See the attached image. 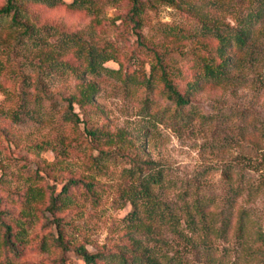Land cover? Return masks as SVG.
<instances>
[{
  "label": "rangeland",
  "instance_id": "obj_1",
  "mask_svg": "<svg viewBox=\"0 0 264 264\" xmlns=\"http://www.w3.org/2000/svg\"><path fill=\"white\" fill-rule=\"evenodd\" d=\"M78 1H23L19 24L0 22V198L19 248L0 232V264H83L80 246L161 264H264V23L236 79L202 85L185 107L160 78L164 66L186 93L217 46L202 25L234 26L255 0H137L134 15V0ZM80 45L104 46L106 69L90 72ZM131 158L165 170L153 188L163 217H126ZM72 179L52 212V187Z\"/></svg>",
  "mask_w": 264,
  "mask_h": 264
},
{
  "label": "trees",
  "instance_id": "obj_2",
  "mask_svg": "<svg viewBox=\"0 0 264 264\" xmlns=\"http://www.w3.org/2000/svg\"><path fill=\"white\" fill-rule=\"evenodd\" d=\"M23 1H31L48 6H53L58 2V0H6L5 4L0 7V22L11 16V23L19 24L17 18L23 12L21 7ZM81 3V1L72 0L70 4L72 6H79ZM137 10H139V3L137 0H134L133 15ZM132 20L135 22V25L138 24V21L133 17ZM262 23H264V0H255L254 5L245 12H241L234 26L218 24L216 22L204 23L201 28L203 34L213 37L217 41L215 54L201 57V63L186 82V93L180 91L177 83L168 76L166 68L163 66L160 78L164 84V93L181 109L190 104L188 95L197 91L202 85H219L235 80L236 77H233L230 72L242 66V54L251 46L255 25ZM73 38L70 39V42L80 43L81 39L79 37L75 36ZM78 50L81 54L85 52L90 72L100 73V67L106 69L102 67L103 62L108 56L107 49L104 46L90 45L84 47V45H80ZM67 101L70 103L72 98H67ZM70 111V119L79 122V116L72 110ZM129 163L130 166L127 168L128 176L134 178V181L127 184L124 188V194L133 208L128 212L126 217L130 222H136L141 218L140 214H143V212L150 217L159 212L160 207L157 205L159 199L155 197L153 188L164 184L165 170L161 164L153 160L141 161L131 158L129 159ZM79 183V180L72 179L64 183L60 188L53 186L48 208L52 212H56L60 206L59 204L67 197L69 188ZM88 185L90 186V183ZM8 214V211L1 208L0 198V232L3 234V243L10 251L17 254L19 248L12 238V227L5 220V216ZM158 214L160 215V213ZM160 217H163V215L161 214ZM60 221L59 218L54 219V222L58 226L60 225ZM56 241L60 246L67 247L62 235L56 237ZM76 253L83 261V264H161L155 257L139 253L134 249H131L130 253L125 251L117 253H91L80 246L76 248Z\"/></svg>",
  "mask_w": 264,
  "mask_h": 264
}]
</instances>
